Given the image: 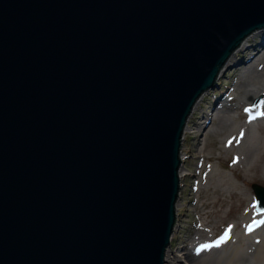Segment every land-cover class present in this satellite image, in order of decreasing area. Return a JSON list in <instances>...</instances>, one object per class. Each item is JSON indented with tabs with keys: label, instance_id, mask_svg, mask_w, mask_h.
<instances>
[{
	"label": "water",
	"instance_id": "95a60500",
	"mask_svg": "<svg viewBox=\"0 0 264 264\" xmlns=\"http://www.w3.org/2000/svg\"><path fill=\"white\" fill-rule=\"evenodd\" d=\"M263 28L264 0H0V264H164L187 118Z\"/></svg>",
	"mask_w": 264,
	"mask_h": 264
},
{
	"label": "bare ground",
	"instance_id": "6f19581e",
	"mask_svg": "<svg viewBox=\"0 0 264 264\" xmlns=\"http://www.w3.org/2000/svg\"><path fill=\"white\" fill-rule=\"evenodd\" d=\"M256 35L261 36L260 41L255 45H249L250 39ZM231 62H233L231 65L233 71L239 76L236 77L233 87L228 92L240 88L235 94L236 102L231 104L221 97L215 101L210 111L199 112L191 121L190 126L191 117L204 98L205 92H203L196 100L187 118L181 142L185 139L186 131L187 133L198 132L197 145L191 158L196 160L198 165H202L203 155L199 145L202 144L205 134L219 135L223 131L229 130V134L226 138H221L220 142L226 141L235 148L237 161L258 165L264 177V140L254 135L250 123L243 122L239 125L226 116L229 107L233 106L234 108L239 104L250 105L253 98L259 97L260 105L258 108L248 110V113L251 120L257 124L259 121L264 130V116L257 115V112H264V29L252 31L240 42L228 57L216 79L220 77L224 68ZM180 160L179 182L186 176L182 167L184 160L182 152H180ZM197 178L199 175L193 173L191 178L192 190H197ZM177 209L178 204L176 202L175 210ZM205 209L206 206L202 204V208L199 211L196 210V215L197 213L206 215ZM254 215L256 217L252 218ZM188 220L192 226L193 219L188 218ZM184 222V219L181 220V223ZM237 224H241V226L238 231H235ZM173 233L174 229L170 241H172ZM186 233L188 236L182 241L181 247H176L175 250L171 251L166 248L164 264H179L178 261L182 260L179 257L181 252L183 253L182 264H264V212L257 215L253 212L249 215L243 213L239 220L227 227L215 240L213 235H208L206 230L197 222L194 227L186 230Z\"/></svg>",
	"mask_w": 264,
	"mask_h": 264
},
{
	"label": "rangeland",
	"instance_id": "374dc122",
	"mask_svg": "<svg viewBox=\"0 0 264 264\" xmlns=\"http://www.w3.org/2000/svg\"><path fill=\"white\" fill-rule=\"evenodd\" d=\"M260 39V35L252 37L249 45L257 44ZM232 63H229L220 77L216 79V86L205 91L203 100L191 117L190 126L191 121L199 112L210 111L215 101L221 97L231 104L236 102L235 94L240 88L228 92L233 87L236 77L239 76L233 71ZM259 105L260 98L255 97L250 105L239 104L234 108L233 106L229 107L226 116L239 125L243 122L250 123L254 135L264 140V130L261 128L260 122L254 123L248 113V110H256ZM215 121L217 120L215 119ZM229 132V130H225L219 135L205 134L202 144L199 145L203 155L202 165H198L197 161L191 158L197 145L198 132L187 133L186 131L185 139L180 145V152L184 157L182 167L186 176L180 181L174 233L172 241L167 247L168 251L181 247L182 241L188 236L186 230L194 227L196 222L206 230L208 235H213L215 240L227 227L239 220L243 213L246 215L252 212L256 215L260 213L255 209V196L251 185L256 183L264 187L261 169L251 162L247 164L245 161H237L235 148L226 141L220 142V139L226 138ZM193 173L199 175V178L196 179L197 190H192ZM202 204L206 206V215L200 213L196 215V210L199 211ZM186 217L193 219L192 226ZM255 217L254 215L252 218ZM183 219L185 222L181 223ZM240 226L241 224H237L235 231H238ZM179 257L182 260L178 263L182 264V252L179 253Z\"/></svg>",
	"mask_w": 264,
	"mask_h": 264
},
{
	"label": "snow or ice",
	"instance_id": "6c2138e0",
	"mask_svg": "<svg viewBox=\"0 0 264 264\" xmlns=\"http://www.w3.org/2000/svg\"><path fill=\"white\" fill-rule=\"evenodd\" d=\"M246 111H247V109H246ZM257 115H262V116H264V112H257Z\"/></svg>",
	"mask_w": 264,
	"mask_h": 264
}]
</instances>
